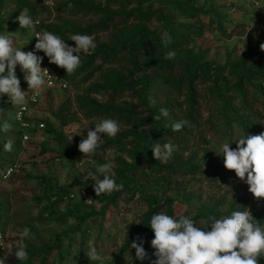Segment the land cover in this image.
I'll return each mask as SVG.
<instances>
[{
  "label": "rangeland",
  "instance_id": "1",
  "mask_svg": "<svg viewBox=\"0 0 264 264\" xmlns=\"http://www.w3.org/2000/svg\"><path fill=\"white\" fill-rule=\"evenodd\" d=\"M257 1L0 0V34H9L23 52L35 54L34 33L17 19L25 7L36 31L52 32L73 47L75 34L96 43L71 75L53 64L62 78L39 89L27 126L15 120L19 105L0 95V172L21 164L10 179H0V227L7 245L19 240L13 233L25 227L31 233L24 241L28 259L18 260L15 247L9 253L6 245L4 264H40L46 247L57 248L48 264H99L86 256L90 245L105 257L103 264H151V242L145 249L150 259L143 261L130 244L154 203L160 205L150 219L160 212L184 215L203 227L208 210L219 219L249 209L264 227V199L254 198L246 178L227 170L217 154L224 143L235 149L237 139L264 132V9ZM165 32L171 36L167 48ZM168 51L176 57L165 59ZM15 73L28 97L26 73L20 65ZM162 107L168 117L160 116ZM116 109L131 110L132 119ZM105 118L116 120L120 131L99 134L101 159L64 156L67 139L87 138ZM180 121L186 123L173 132L170 124ZM9 140L12 150L6 151ZM156 143L175 146L167 163L154 158ZM104 163L112 164L123 189L97 197L95 181L84 177Z\"/></svg>",
  "mask_w": 264,
  "mask_h": 264
},
{
  "label": "clouds",
  "instance_id": "2",
  "mask_svg": "<svg viewBox=\"0 0 264 264\" xmlns=\"http://www.w3.org/2000/svg\"><path fill=\"white\" fill-rule=\"evenodd\" d=\"M17 19L21 28L35 33L34 37L38 38L35 49L43 51L49 62L65 69L67 75L73 74L80 67L82 53L90 54L96 48L94 37L91 35H72L70 40L75 42L73 47L52 32L44 31L42 34L36 32V22L30 16L27 7L22 9ZM161 42L167 48L171 43V36L165 32ZM13 44L14 41L9 34H0V95H7L11 103L17 106L27 102L26 92L21 90L20 80L15 73L17 65L26 73L25 80L30 90L43 88L46 80L48 83L51 82L52 75L48 69L41 67L42 57L34 52H23L20 48L13 47ZM260 47L264 51V44ZM176 55L175 51H168L165 59L172 60ZM149 101L152 105L156 103L151 97ZM159 112L160 116H169L166 108H160ZM160 116L154 119L158 120ZM185 123L186 121L172 122L170 128L173 132L180 131ZM10 128L11 125L5 122L2 130L8 131ZM119 131L116 120L102 119L95 124L94 130L87 132V138L80 141L78 150L84 157L93 155L103 141L99 134L115 137ZM236 141L235 149L230 148V143H224L220 153L215 152L223 156L224 167L227 170L234 171L240 180L246 178L248 190L254 198L264 199V132L246 135ZM12 145L13 141H7L4 145L5 150L11 151ZM151 148L154 158L161 163H167L175 150L171 143L163 145L156 143ZM84 179L95 181L94 191L97 197L123 189V184H118L114 179L111 163L98 165L95 172H87ZM89 201L91 199L86 202ZM149 226L154 233L151 246L155 249L156 257L155 260H151V264H259L260 259L264 257V227H261L249 209L233 211L219 219L209 217L203 227L195 226L193 219L187 216L180 215L177 218L160 212L151 217ZM208 226L211 228L210 231L205 230ZM30 235V229L25 227L22 231L13 233L14 237L19 236V240L9 242L7 245L9 253L15 247L14 254L20 261L28 259L27 245L24 241ZM2 240L3 237H0V241ZM143 243L137 236L130 244V248L135 249L136 259L141 261L150 259ZM86 256L90 262L99 264H103L105 259L94 245H90ZM0 264H4V261H0Z\"/></svg>",
  "mask_w": 264,
  "mask_h": 264
},
{
  "label": "trees",
  "instance_id": "3",
  "mask_svg": "<svg viewBox=\"0 0 264 264\" xmlns=\"http://www.w3.org/2000/svg\"><path fill=\"white\" fill-rule=\"evenodd\" d=\"M182 10L185 12H191L193 13L195 10L191 7H185L182 5ZM56 73V72H55ZM57 75L62 78L58 73ZM264 75V73H263ZM263 80V85H264V77L262 78ZM141 98L143 99L144 96L141 95ZM145 100V98H144ZM95 110H103V111H109L112 110V108L106 107V106H102V105H97L95 107ZM114 110V109H113ZM116 111L124 118H129L132 119V111L129 109H116ZM81 140H76L75 142H71L68 139L66 140L67 143V150L64 154L65 157L71 159L73 157L74 154H77L79 156V158L83 157L84 155L78 150V145L80 143ZM105 153V145L100 144L99 148L96 150L95 154L92 155V157L94 159H101L102 155ZM16 162H12L9 163L7 166H5V168L0 172V179H3V173L5 172V170L7 169L8 166H10L11 164H14ZM21 169V167L19 168ZM18 171V170H17ZM17 171L15 173H17ZM15 173H13L9 178L10 179L13 175H15ZM159 203L157 204H152L151 205V210H150V214H148V219L146 221L145 224H142L139 228L134 229L133 230V236L131 237V239L136 240L137 236H139L142 240H143V247L144 249L148 248V244L151 242V240L154 238V233L150 228V216L152 215V213H154L158 208H159ZM205 217H207V219L209 217L215 216L216 213L213 210H208L207 212H204ZM4 232L6 231L3 227H0ZM139 242V241H137ZM57 249L56 247H46L44 248V250L46 251V255H50L52 253L53 250ZM47 256L44 257L41 261L40 264H48L47 263ZM259 264H264V257H262L259 261Z\"/></svg>",
  "mask_w": 264,
  "mask_h": 264
},
{
  "label": "built area",
  "instance_id": "4",
  "mask_svg": "<svg viewBox=\"0 0 264 264\" xmlns=\"http://www.w3.org/2000/svg\"><path fill=\"white\" fill-rule=\"evenodd\" d=\"M256 6H260L264 9V0L257 1ZM39 32V31H36ZM41 33V32H39ZM42 34V33H41ZM35 35V33H34ZM34 42L35 44L38 41L37 37H34ZM35 47V46H34ZM35 54L39 57H42V63L41 67L48 69L49 73L52 75L50 77V84H53L57 79V75L55 73V69L52 63L49 62V58L45 55L43 51H38L35 49ZM65 86L67 85L66 83L64 84ZM34 97V98H33ZM40 98V93L39 90H32L27 97V102L23 105H19L15 111L14 117L17 122H19L23 126H27V116L29 114L30 108L32 105L37 103ZM19 117V118H18ZM43 125V124H42ZM21 167V164L16 162L14 164H11L10 166L7 167L5 172L3 173V179L9 178L13 173H15L19 168ZM0 237H3V240L0 241V261H3L5 258V250H6V245H7V236L5 232L0 228Z\"/></svg>",
  "mask_w": 264,
  "mask_h": 264
}]
</instances>
